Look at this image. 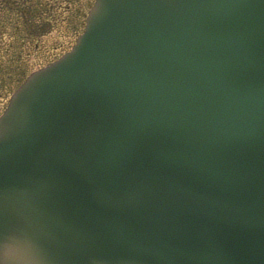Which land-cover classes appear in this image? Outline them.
I'll list each match as a JSON object with an SVG mask.
<instances>
[{"label": "water", "instance_id": "95a60500", "mask_svg": "<svg viewBox=\"0 0 264 264\" xmlns=\"http://www.w3.org/2000/svg\"><path fill=\"white\" fill-rule=\"evenodd\" d=\"M0 264H264V0H96L0 116Z\"/></svg>", "mask_w": 264, "mask_h": 264}, {"label": "rangeland", "instance_id": "374dc122", "mask_svg": "<svg viewBox=\"0 0 264 264\" xmlns=\"http://www.w3.org/2000/svg\"><path fill=\"white\" fill-rule=\"evenodd\" d=\"M94 3L95 0H0L2 43L15 42L9 49L13 56L23 53L22 61L5 71L8 86L0 92V115L28 74L71 50ZM17 22L19 28L14 25Z\"/></svg>", "mask_w": 264, "mask_h": 264}, {"label": "trees", "instance_id": "16d2710c", "mask_svg": "<svg viewBox=\"0 0 264 264\" xmlns=\"http://www.w3.org/2000/svg\"><path fill=\"white\" fill-rule=\"evenodd\" d=\"M14 25L16 28L20 27L19 22L15 23ZM2 41L3 38H0V92H2L4 89H7L8 86V81L4 78L6 73L5 71L8 70L14 63L21 62V59L23 58V53L14 56L10 54L11 51L9 49L14 47L15 42L10 41L8 42V45H6L7 43H2ZM2 73H4V76Z\"/></svg>", "mask_w": 264, "mask_h": 264}]
</instances>
